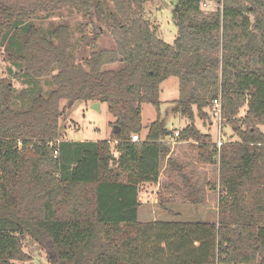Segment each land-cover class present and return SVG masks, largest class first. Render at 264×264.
<instances>
[{
  "label": "trees",
  "instance_id": "obj_1",
  "mask_svg": "<svg viewBox=\"0 0 264 264\" xmlns=\"http://www.w3.org/2000/svg\"><path fill=\"white\" fill-rule=\"evenodd\" d=\"M145 1L0 0V56L32 85L19 105L0 73V264H31L27 238L49 264H264V0H173L172 45L142 17ZM64 15L82 18L77 42L90 53L81 62ZM53 16L43 30L39 21ZM105 33L113 47L96 50ZM169 78L179 88L171 114L190 122L174 138L217 168L216 222L137 219L140 186L158 182L175 135L160 117ZM215 101L219 128L235 139L219 148L194 124L210 120ZM76 102L105 104L118 133L64 141L60 121ZM144 104L158 118L141 138ZM168 163L185 201L202 205L203 189Z\"/></svg>",
  "mask_w": 264,
  "mask_h": 264
},
{
  "label": "rangeland",
  "instance_id": "obj_2",
  "mask_svg": "<svg viewBox=\"0 0 264 264\" xmlns=\"http://www.w3.org/2000/svg\"><path fill=\"white\" fill-rule=\"evenodd\" d=\"M172 5L173 0H146L141 9L142 17L148 22L154 34L160 39L163 38L162 40L169 45L173 44L177 35V28L174 24L172 13H168L167 11V8ZM204 5L205 6L202 7L204 11L216 9V5L213 3ZM158 8L162 11V14L159 16L158 14H154ZM51 19L39 21L43 30L49 29L50 23L57 22L59 17L53 16ZM62 20L67 21L71 27L74 43L73 55L77 62H81V60L86 59L90 53V48H84L77 42V38L81 36V32L78 31L77 26L82 21V18L76 15L71 17L64 15ZM89 31L90 30H88V32ZM112 47V40L109 34L105 33L98 40L95 49H111ZM0 69L1 77L8 78L12 82L17 93L16 102L20 105L21 101L18 97L23 91H28L32 85L28 82H24L21 76L17 77L19 73L18 70L7 62L6 55L3 53L0 56ZM161 85L160 89H162L163 93L160 95V100L163 106H161L160 117L166 119L168 128L175 134L190 123L185 118L171 114L172 101L178 98V80L176 78H169ZM38 86L41 88L42 92L49 90L43 82L39 83ZM66 105L65 101L60 103L62 109ZM91 106L92 104L90 103L76 102L71 107L65 109L64 116L60 121L65 130L63 137L64 141L97 142L110 139V134L115 122L114 118L108 113L105 104L101 105L99 110L92 109ZM214 117L215 116L212 114L210 115V120L204 122L195 118L194 124L202 133H209L214 139L221 138L222 142H227L229 139L235 141L228 127H223L219 130ZM157 118V112L152 106L145 104L141 105V122L143 127H147ZM260 129L264 133V126H261ZM143 136L144 133L142 132L140 137L143 138ZM174 137L175 136L171 137L168 144L176 142V137ZM112 145L111 147L113 148L114 146ZM178 148H180V151L183 153L182 159L174 156L171 160L178 166L177 168L182 169V175L186 177L190 176L192 180L203 189V204L193 206L185 201V193L181 190L183 189L181 175L174 174L173 180H169V182L164 181L161 189L151 193V197L148 196L149 192L147 190H141L140 195L144 194L141 196V217L150 215L151 218L156 219L155 221L162 220L167 222H216L218 206L217 189H210L208 184L217 185V168L215 166H205L198 163V149L196 144L190 142L189 147L187 144L178 146ZM113 154L115 157L117 156L116 153L113 152ZM176 159L179 160L177 161ZM166 164L169 165H167V168ZM168 168L172 169L174 167H171L165 158L161 161L160 169L162 171V169ZM197 169H209L210 173L202 170L201 172H197ZM170 184L175 185L176 189L167 187ZM23 251L31 257V264H49L46 251L28 238L24 240Z\"/></svg>",
  "mask_w": 264,
  "mask_h": 264
},
{
  "label": "crops",
  "instance_id": "obj_3",
  "mask_svg": "<svg viewBox=\"0 0 264 264\" xmlns=\"http://www.w3.org/2000/svg\"><path fill=\"white\" fill-rule=\"evenodd\" d=\"M171 9H172L171 6L167 8L168 13L171 12ZM154 14H158V16H159L160 14H162V11H160L159 8H158V10L154 12ZM162 39H163V38H162ZM164 82H166V80H165ZM162 83H163V82H162ZM162 83H161V84H162ZM161 86H162V85H160V87H161ZM161 93H163V92H162V89H160V95H161ZM175 100H176V99H175ZM160 101H161V100H160ZM173 101H174V100H173ZM161 104H162V101H161ZM101 105H103V104H100V103H99V107H100ZM161 106H163V105H161ZM211 124H212V123H211ZM216 127H217V126H216ZM145 128H146V127H144V131H143L144 134L146 133ZM213 139H214V138H213ZM218 139H219V138H218ZM218 139H214L213 142L216 143V142L218 141ZM111 144H113L112 146H114V143H113V142H112ZM187 144H188V147H189L190 142H177V141H176L174 144L169 143L168 145H169V147H170V154H169L168 157L166 158V159H167V162H168L169 159L173 158L174 156H177L178 158H181V159H182V155H183V153H182V151H180V148H178V146H181V145H187ZM176 146H177V147H176ZM176 160L178 161L179 159H176ZM167 165H168V164H166V168H167ZM168 166H169V165H168ZM201 170H202V171H208V172L210 173L209 169H197V172H201ZM174 174H175L174 171H173L172 169H170V168H168V169H162V171L160 172L159 178H158V182H157L156 184H150V183L142 184V185L140 186V189H139V201L141 202V204H142L141 196L144 195V194L140 195L142 189L147 190V191L149 192L148 196L151 197V196H152L151 193L156 192L157 190L159 191V190L161 189V186H163V184H164L163 182H164V181L169 182V180H173ZM208 175H209V174H208ZM208 183H209V181H208ZM210 184H211V183H209L208 185L210 186V189H211V185H210ZM167 187L176 189L175 185H173V184H170V185H168ZM206 189H207V188H206ZM214 189H215V188H214ZM216 189H217V187H216ZM212 190H213V189H212ZM203 194H204V192H203ZM217 196H218V191H217ZM140 209H141V208H140ZM140 209L138 210V215H137V219H138L139 222L144 223V222H151V221H155V220H156V219L151 218L150 215H148V216L146 215V216H144V217H143V216L141 217ZM170 215H171V214H170ZM176 215H177V214H176ZM158 221H162V220H158ZM165 222H167V221H165Z\"/></svg>",
  "mask_w": 264,
  "mask_h": 264
},
{
  "label": "built area",
  "instance_id": "obj_4",
  "mask_svg": "<svg viewBox=\"0 0 264 264\" xmlns=\"http://www.w3.org/2000/svg\"><path fill=\"white\" fill-rule=\"evenodd\" d=\"M213 113H214V116L216 117V122H217V125L219 127L221 118H220V106H219V103L217 101H215L213 104ZM219 130H220V128H219ZM174 136L177 137L178 132H176ZM131 141L132 142H138V141H140V137L138 135H132ZM172 143L174 144L175 142H172ZM222 143L223 142H222L221 138H219L218 141L216 142L217 148H219L222 145ZM54 155H57V152H55Z\"/></svg>",
  "mask_w": 264,
  "mask_h": 264
},
{
  "label": "water",
  "instance_id": "obj_5",
  "mask_svg": "<svg viewBox=\"0 0 264 264\" xmlns=\"http://www.w3.org/2000/svg\"><path fill=\"white\" fill-rule=\"evenodd\" d=\"M92 109H95V110H99V103L96 102V103H93L92 106H91ZM114 130L116 133H118L119 131V128L117 126H114Z\"/></svg>",
  "mask_w": 264,
  "mask_h": 264
}]
</instances>
